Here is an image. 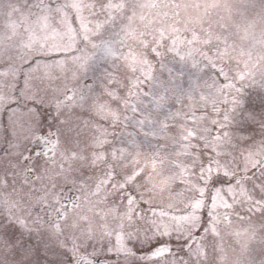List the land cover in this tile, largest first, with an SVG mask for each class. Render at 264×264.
<instances>
[{
    "label": "snow or ice",
    "instance_id": "snow-or-ice-1",
    "mask_svg": "<svg viewBox=\"0 0 264 264\" xmlns=\"http://www.w3.org/2000/svg\"><path fill=\"white\" fill-rule=\"evenodd\" d=\"M0 264H264V0H0Z\"/></svg>",
    "mask_w": 264,
    "mask_h": 264
}]
</instances>
